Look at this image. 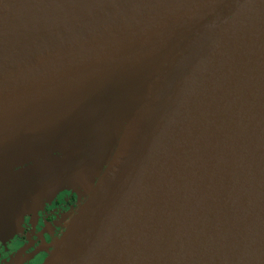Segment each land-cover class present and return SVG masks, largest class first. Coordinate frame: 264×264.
I'll use <instances>...</instances> for the list:
<instances>
[{
	"label": "water",
	"instance_id": "obj_1",
	"mask_svg": "<svg viewBox=\"0 0 264 264\" xmlns=\"http://www.w3.org/2000/svg\"><path fill=\"white\" fill-rule=\"evenodd\" d=\"M102 166L42 264H264V0H0V238Z\"/></svg>",
	"mask_w": 264,
	"mask_h": 264
},
{
	"label": "flooded vegetation",
	"instance_id": "obj_2",
	"mask_svg": "<svg viewBox=\"0 0 264 264\" xmlns=\"http://www.w3.org/2000/svg\"><path fill=\"white\" fill-rule=\"evenodd\" d=\"M48 200L46 204L29 205L21 225L11 236L0 238V264H42L85 198L67 187Z\"/></svg>",
	"mask_w": 264,
	"mask_h": 264
},
{
	"label": "rangeland",
	"instance_id": "obj_3",
	"mask_svg": "<svg viewBox=\"0 0 264 264\" xmlns=\"http://www.w3.org/2000/svg\"><path fill=\"white\" fill-rule=\"evenodd\" d=\"M123 125H124V123H121L120 124V131H118V132H116V133H114V134H112L110 137H109V139L112 141V143H113V150L115 149V146H116V144H117V142H118V139L120 138V135H121V129H122V127H123ZM103 166L99 169V171H97V172H92L93 174H95V176L93 177V178H90V177H84V178H80V177H74V178H72L71 179V181L70 182H72L73 184H75L76 185V190L79 192V193H83L85 190H84V188H85V186H87V185H89L90 183H95V182H97V180H98V178L100 177V175H101V173L103 172ZM10 172H12V171H10ZM43 188V187H42ZM40 189V188H39ZM80 191H82V192H80ZM46 193H48V191H46ZM49 194V193H48ZM86 197V194L84 195V198ZM48 201H50V200H48V199H46V200H44V204H46V202H48Z\"/></svg>",
	"mask_w": 264,
	"mask_h": 264
}]
</instances>
